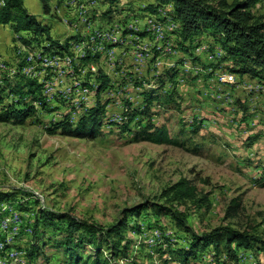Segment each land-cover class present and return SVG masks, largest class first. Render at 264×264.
Here are the masks:
<instances>
[{
    "label": "rangeland",
    "instance_id": "obj_1",
    "mask_svg": "<svg viewBox=\"0 0 264 264\" xmlns=\"http://www.w3.org/2000/svg\"><path fill=\"white\" fill-rule=\"evenodd\" d=\"M221 1L224 0L210 3L217 5ZM225 1L231 4L235 0ZM90 2L93 4L94 0ZM54 3L51 2V13L46 15L38 0H25L29 12L50 25V36L56 40L65 42L76 35L75 31H88L90 23L80 30L73 29L69 9L60 3V10ZM103 3L98 2L101 15L109 7ZM151 3L155 1L120 0L116 6L120 9L111 18L120 21V25L135 16L142 19L143 10ZM130 4L131 7L127 6ZM163 9L172 8L168 5ZM94 13L88 10L89 17L83 15L84 21L94 22ZM252 13L264 20V1L258 3ZM146 19L153 21L143 29L138 19L131 23L138 22L139 26L114 25V30H122L123 36L127 28L135 33L144 31L148 37L153 32L166 31L162 34V42L153 39L154 48L144 50L147 58L142 62L135 57L142 47L141 42L134 40L143 39L138 34L127 35L133 39L110 37L113 26L93 31L87 37L80 33L84 41L70 46L69 51L78 48V54L72 60V67L58 72L60 82L67 75H74L77 63L76 70L80 72L68 79L66 85L59 86L58 94L47 69L43 68L57 67L59 70L66 66L64 61L49 60L50 56L61 57L63 53L45 54L41 48L25 50L16 40L11 26L0 28V55L6 66L4 73L0 69V77L13 78L10 80L13 85L22 86L23 77L38 81L50 109L40 108L25 123L0 121V192L4 195L0 199V264H67L68 255L61 243L66 233L58 231L59 224L66 222L61 216L108 230L121 222L125 211L141 205L147 207L146 216L129 220L122 236H113L123 245L131 242L129 261L124 257L113 260L109 244L101 246L103 256L109 257L112 264H170L166 261L171 256L169 252L191 238L170 215L157 214L155 205L181 214L188 226L200 235L228 226L264 238V84L250 77L235 78L229 71L231 61L217 62L223 50L218 42L215 43L218 36L212 29L197 38L198 47L202 42L206 46L202 50L195 49L199 57L195 63L183 51L174 49V42L179 43L173 36L178 25L171 16L162 11L160 16L148 15ZM24 35L30 37L32 34ZM117 47L125 48L130 59L123 61L122 51L118 49L110 65L108 57ZM18 50H21L20 58H16ZM157 51H161L158 56L155 55ZM101 52L107 54L104 63L100 60L79 62L88 54ZM182 60H187L180 70L181 76L185 74L186 78L181 82L178 78L179 100L161 108L158 105L151 108L157 112L153 121L159 126L166 125L170 135L181 145L134 142V133L142 117L132 123L131 131L119 126L125 116L132 113L129 112L131 105L137 106L142 101L130 80L152 82L163 68ZM91 69L96 74L101 69L112 78L114 85L109 93L107 90L103 93L102 101L108 95L112 96L109 101L118 102L111 109L107 108L102 117L103 135L88 139L65 136L60 131L51 133L56 127L54 124L65 116L76 126L91 108L87 101L92 98L91 89L80 83L77 85V81L92 78L88 72ZM19 75V79H15ZM226 77L233 79L222 83ZM166 88L169 90L172 86L167 84ZM95 99L97 102V96ZM18 107L23 108V105ZM193 128L198 132H193ZM183 179L196 188L197 200L206 198V201L179 199L172 193V188ZM237 204L236 213L228 216L229 207ZM42 213L49 220L47 216L38 220ZM95 250V246L87 244L77 253L87 259L95 255ZM225 252L221 255L222 261L209 250L192 259L190 264H236ZM238 258L240 264H264V253L255 250H240Z\"/></svg>",
    "mask_w": 264,
    "mask_h": 264
},
{
    "label": "trees",
    "instance_id": "obj_2",
    "mask_svg": "<svg viewBox=\"0 0 264 264\" xmlns=\"http://www.w3.org/2000/svg\"><path fill=\"white\" fill-rule=\"evenodd\" d=\"M41 4L42 10L46 15H49L52 10L51 2L53 0H38ZM99 1V0H98ZM155 3L147 5L143 10L148 12V15L160 16L164 11L166 16H171L176 24L177 29L173 32L178 38L179 43H175L174 49L181 50L187 54L189 60L198 63V58L195 53L197 48V38L201 37L209 29L218 36L215 43L220 44L223 55L218 58V61L229 62V71L236 75H248L252 79L259 80L264 84V20L256 18L252 10L258 3L264 0H235L233 3L221 1L217 5L210 3L212 0H154ZM103 4L109 5L107 12L102 14V19L111 20L112 14L117 12L120 0H101ZM102 4V5H103ZM171 5L172 9H163ZM113 11L111 12V10ZM162 9V11H160ZM111 12V13H110ZM155 13V14H149ZM111 18V19H108ZM165 18H161L164 21ZM0 24L11 26L14 33L17 35V41L21 43L26 49L35 50L41 48L42 53L54 50L62 54L68 51L73 43L84 41L76 34L61 44L59 40L50 36L51 27L45 25L39 17L29 12L25 6V0H0ZM101 30V29H97ZM209 32V31H208ZM24 34H32L30 37ZM124 36L129 34H138L144 37L147 34L144 31H137L126 29ZM46 38H43L44 36ZM217 44V43H216ZM21 50L16 52V58ZM161 51L156 52V56ZM19 53V54H18ZM196 56V57H195ZM224 60V61H222ZM95 62L99 61L98 56H86L82 62ZM187 60L176 62L171 67L165 69L159 76L155 78L154 86L143 87L141 97L143 102L137 108H132L131 114L125 111L128 116L119 124L120 128L124 131H131L132 123H136V119L142 117L143 121L139 123L138 130L134 133V142H150L153 144H167L180 146L181 143L170 135V131L166 125H157L153 118L157 112L151 111V108L158 105L161 108L164 105H171L179 100L180 93L177 91L178 78L185 79L186 75L181 76V66ZM21 75V74H20ZM19 76L15 79H19ZM98 77L100 84L97 88V102L96 105L89 108L87 112L82 115L78 124L73 126L68 116L62 121L57 122L56 127L50 130L51 133L60 131L62 135L95 139L103 135V115L105 113L106 104L102 101V94L108 89L110 85L109 77L101 70H98ZM0 77V121H19L25 123L27 119L34 115L38 110H47L48 103L42 97V84L36 80L23 77V86L20 84L13 85L10 81L13 78L2 79ZM83 83V86H87ZM137 86H143V82H136ZM170 84L171 89L167 90L166 85ZM12 98V99H9ZM16 99V101L13 100ZM9 99V101L7 100ZM23 105V108L18 106ZM180 107V106H179ZM133 109V110H132ZM50 110V109H48ZM55 111V109H52ZM141 119V118H140ZM138 119V120H140ZM193 132H198V129L193 128ZM174 193L179 199L188 198L196 200V202H205L206 198L196 199V188L191 186L190 183L183 179L172 188ZM4 195L0 192V199ZM239 207L231 205L228 209V216H233L236 209ZM154 208L157 214L170 215L176 221L177 226L182 229L185 234L191 235L186 244L179 246L177 249L169 252L171 256L166 261L171 263L190 264L192 259H196L198 255L209 250L215 254L216 258L225 253L231 261L240 264L238 255L240 250H255L258 253H264V238L251 234L247 231H239L232 227L224 226L218 227L211 232L204 234L195 233L183 219L182 215L172 210H165V207L155 205ZM147 207L141 205L124 212V217L117 225L111 229L104 230L101 227L86 222L78 221L74 218L61 216L66 220L64 225L59 224L58 231L66 234V238L61 241L62 247L68 255L66 260L67 264H112L111 259L102 254V245L109 244L110 254L115 261L124 260L129 261L130 245L131 242L127 241L124 245L120 240H114L113 236L120 238L122 230L127 227L129 220H136L142 215L146 216ZM47 216L42 213L38 216V220ZM49 220V217L47 218ZM53 220V218H51ZM48 223V222H47ZM53 224V223H48ZM57 229V228H56ZM163 229V227H161ZM160 229V233L163 231ZM60 232V231H59ZM95 246V255L88 256L87 259L79 256L78 250L84 249L85 246ZM35 245L32 243L31 245ZM30 246V248H31ZM211 248L213 250H211ZM32 255V253H31ZM248 256V253H243ZM174 257V258H173ZM177 257V258H176ZM123 260V262H124ZM133 262H136L133 259ZM115 264H118L117 262Z\"/></svg>",
    "mask_w": 264,
    "mask_h": 264
},
{
    "label": "crops",
    "instance_id": "obj_3",
    "mask_svg": "<svg viewBox=\"0 0 264 264\" xmlns=\"http://www.w3.org/2000/svg\"><path fill=\"white\" fill-rule=\"evenodd\" d=\"M53 1H55V3L54 4H56V7L57 8H59L60 10H61V5H60V3H64V6L66 7V8H68L69 10L68 11H70V16H69V21H72V22H74L73 23V29H78V30H80L82 27H86V24H88L89 25V23H90V26L88 27L87 26V29H88V31L87 32H85V33H82V32H73V34H80V33H82L84 36H89L94 30H97V29H106V28H108V27H111V26H113V25H120L121 23H120V21H113L112 19L111 20H104L103 21V17H102V15H101V10H99V4H98V0H94V3L92 4L91 2H90V0H53ZM52 1V2H53ZM122 1H126V0H122ZM128 1V0H127ZM132 1V0H131ZM58 2V3H57ZM89 2V3H88ZM87 3H88V5H87ZM127 6H132L131 4L130 5H127ZM122 8H124V7H122ZM94 10L95 11V13H94V16H95V18H94V22H87V21H84V17H83V15L84 16H87V17H89L88 15H87V11L88 10ZM59 11V10H58ZM60 12V11H59ZM147 14L148 13H145V12H143V15H145L142 19H139V18H136V16H135V19H132L131 21H129V20H127L126 22H124L122 25H120V26H127L129 23H131L132 21H136V19H138L137 21H139V24H140V28L141 29H143V26H144V23H145V19H146V16H147ZM60 15H61V13H60ZM45 16V15H44ZM84 22H87V23H84ZM92 23H93V25H92ZM127 23V24H126ZM95 26V27H94ZM0 28H5V25H3V24H0ZM72 29V30H73ZM173 36H175V39L177 38V40H179L180 41V38H178L176 35H173ZM174 38V37H173ZM143 44L145 45V47H146V49H147V51H149L151 48H154V44L152 43L153 41H152V39H150L147 35L146 36H144L143 37ZM197 41H199V40H197ZM61 42V44H64L65 42H62V41H60ZM174 42V41H173ZM174 43H176V42H174ZM153 44V45H152ZM203 46H206L205 45V43H200V45H199V47L197 46V49H201L202 50V47ZM123 47H125V46H123ZM23 48H25V47H23ZM118 49H120L121 51H122V56L123 57H121V59L123 60V61H128V59H130L129 58V54L126 52V49L125 48H121V47H117V48H115V50L114 51H116V50H118ZM25 50H27L26 48H25ZM69 51V50H68ZM67 51V52H68ZM181 51V50H180ZM65 52V51H64ZM5 54V53H4ZM45 54H53V55H55V54H59V53H57V52H55L54 50H52V51H49V52H46ZM155 54H156V52H155ZM89 55H91V56H98V58H99V60L102 62V63H104V61L106 60V59H108L107 58V54L106 53H104V52H101V53H97V54H93V53H91V54H88L87 56H89ZM0 59L3 61L4 59H3V56L2 55H0ZM82 60H80L79 62H81ZM83 63H87V61L85 62H82V64ZM89 63H92V61L91 62H89ZM77 67H78V63H77V66L75 67V73H74V75H67L65 78H63L62 79V83L60 82V77H59V75H58V72L59 71H56V69H57V67L56 68H48L47 69V75L48 76H50L51 78H52V83H53V87H54V89H55V91H56V93H57V90L59 89L58 87L59 86H64V85H66L67 84V82H68V79H71L72 77H74V76H76V74L78 73V72H80V71H77L76 69H77ZM169 68V67H168ZM181 69H184V67L183 66H181L180 67ZM192 68H193V65H192ZM92 69H94L93 67H92ZM92 69L91 70H89L88 72L89 73H91V75H89V78L90 77H92L91 79H85V80H82V81H77V83H80V84H83V83H88L89 85H87L86 87H89V89H91V91H92V102H91V104H90V106L89 107H93V106H95L96 105V102L94 101V99L96 98V96H97V88H98V85L100 84V82H99V77H98V74H96V73H94L93 71H92ZM165 69H167V68H163L162 70H161V72H159L158 74H156L154 77H153V79H152V82H143V86L141 87V86H137V84H136V82L138 81V82H142V79H139V80H133V81H131L130 80V82L133 84V86L135 87V88H137L138 89V92H137V94L141 97V92H142V90H143V87H152V86H154V83H155V78L157 77V76H159ZM194 69V68H193ZM192 69V70H193ZM83 72H85L86 70H82ZM81 71V72H82ZM53 73H54V75H53ZM108 77H109V79H110V85H109V87H108V89H107V92L109 93V91H110V89H112V84H113V81H112V78L110 77V75L108 74V73H105ZM232 75H234L235 76V78H242L243 80H244V78H247V77H250V76H248V75H245V76H238V75H236V74H234V73H231ZM251 78V77H250ZM182 78H180L179 79V82H181L182 80L183 81H185V79H182ZM252 79V78H251ZM75 83H76V81H75ZM114 85V84H113ZM116 85V84H115ZM113 91V90H112ZM58 94V93H57ZM56 94V95H57ZM103 95V94H102ZM112 96H106V98H104L103 100H104V102H105V104H106V109H105V112L107 113V111L109 110V109H111V107L112 106H115L116 105V103L115 102H117V101H115L114 102V100H111V101H109L110 100V98H111ZM114 97V96H113ZM56 98H58V96L56 97ZM60 99H62V100H64L66 103H67V101L64 99V98H60ZM141 99H142V101L137 105V106H133L132 108H137L139 105H141L142 104V102H143V98L141 97ZM96 100V99H95ZM131 102H133V101H131ZM118 103V102H117ZM111 104V105H110ZM110 105V106H109ZM107 108H108V110H107ZM86 110H87V108H86ZM133 110V109H132ZM114 115V114H113Z\"/></svg>",
    "mask_w": 264,
    "mask_h": 264
},
{
    "label": "built area",
    "instance_id": "obj_4",
    "mask_svg": "<svg viewBox=\"0 0 264 264\" xmlns=\"http://www.w3.org/2000/svg\"><path fill=\"white\" fill-rule=\"evenodd\" d=\"M152 21H153V19H146L144 25L151 24ZM128 25L139 26L138 22L129 23ZM94 31H96V30H94ZM164 33H166V31L153 32L152 36H150L149 38L152 40L154 39L156 42H162V34H164ZM110 37L132 38V37L123 36L122 30H114V25H113V28L110 30ZM134 40L142 43V47L140 48L141 51L138 52V56H135L139 62H142V61L146 60V58H147L146 52L144 51V50L147 51V49H146L145 45L143 44V41H142L143 39H134ZM114 50H115V48L112 50L110 57H108L110 59L108 61V62H110V65H112V60H113L112 58L114 57ZM174 53L175 52H172V54H174ZM77 54H78V48L75 50L68 51V52L67 51L63 52V55L61 57L50 56L49 60L64 61L66 66H64L63 68L58 67L59 70L57 69V71L66 72L69 67H72V60H74V58H75V56H77ZM0 69H3V73L6 71L5 63L1 59H0ZM43 69H48V68H43ZM7 70H8V68H7ZM229 79H233V78L226 77V78H224V80H222V83L227 82ZM87 101H88V105H90L91 99H87Z\"/></svg>",
    "mask_w": 264,
    "mask_h": 264
},
{
    "label": "bare ground",
    "instance_id": "obj_5",
    "mask_svg": "<svg viewBox=\"0 0 264 264\" xmlns=\"http://www.w3.org/2000/svg\"><path fill=\"white\" fill-rule=\"evenodd\" d=\"M150 25V24H149ZM155 25V24H154ZM75 44V43H74ZM75 46V45H74ZM71 48V47H70ZM33 59V58H32ZM46 59V58H45ZM75 60V59H74ZM47 62V61H46ZM75 63V62H74ZM51 65V64H50ZM77 85H78V83H77ZM80 87V86H79ZM52 90V89H51ZM87 93V92H86ZM85 95V94H84ZM63 97V96H62Z\"/></svg>",
    "mask_w": 264,
    "mask_h": 264
}]
</instances>
